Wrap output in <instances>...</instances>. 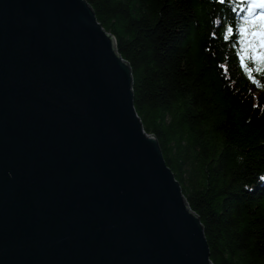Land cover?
I'll return each mask as SVG.
<instances>
[{
	"label": "water",
	"instance_id": "1",
	"mask_svg": "<svg viewBox=\"0 0 264 264\" xmlns=\"http://www.w3.org/2000/svg\"><path fill=\"white\" fill-rule=\"evenodd\" d=\"M86 0H0V264H212Z\"/></svg>",
	"mask_w": 264,
	"mask_h": 264
},
{
	"label": "trees",
	"instance_id": "2",
	"mask_svg": "<svg viewBox=\"0 0 264 264\" xmlns=\"http://www.w3.org/2000/svg\"><path fill=\"white\" fill-rule=\"evenodd\" d=\"M86 1L130 66L136 114L211 263L264 264V63L237 57V0Z\"/></svg>",
	"mask_w": 264,
	"mask_h": 264
},
{
	"label": "snow or ice",
	"instance_id": "3",
	"mask_svg": "<svg viewBox=\"0 0 264 264\" xmlns=\"http://www.w3.org/2000/svg\"><path fill=\"white\" fill-rule=\"evenodd\" d=\"M261 15H264V13H261Z\"/></svg>",
	"mask_w": 264,
	"mask_h": 264
},
{
	"label": "clouds",
	"instance_id": "4",
	"mask_svg": "<svg viewBox=\"0 0 264 264\" xmlns=\"http://www.w3.org/2000/svg\"><path fill=\"white\" fill-rule=\"evenodd\" d=\"M242 159V158H241Z\"/></svg>",
	"mask_w": 264,
	"mask_h": 264
}]
</instances>
